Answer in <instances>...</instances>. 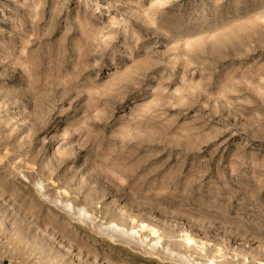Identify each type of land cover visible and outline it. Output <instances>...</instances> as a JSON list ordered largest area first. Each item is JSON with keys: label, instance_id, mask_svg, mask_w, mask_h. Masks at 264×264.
I'll return each instance as SVG.
<instances>
[{"label": "rangeland", "instance_id": "rangeland-1", "mask_svg": "<svg viewBox=\"0 0 264 264\" xmlns=\"http://www.w3.org/2000/svg\"><path fill=\"white\" fill-rule=\"evenodd\" d=\"M264 264V0H0V264Z\"/></svg>", "mask_w": 264, "mask_h": 264}, {"label": "built area", "instance_id": "built-area-1", "mask_svg": "<svg viewBox=\"0 0 264 264\" xmlns=\"http://www.w3.org/2000/svg\"><path fill=\"white\" fill-rule=\"evenodd\" d=\"M4 264H19V263L15 262V261H8V262H6Z\"/></svg>", "mask_w": 264, "mask_h": 264}]
</instances>
